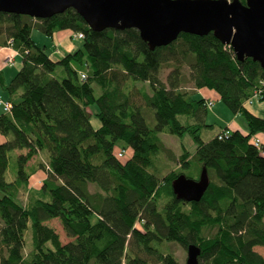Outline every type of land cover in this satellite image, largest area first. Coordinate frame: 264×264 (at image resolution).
I'll return each instance as SVG.
<instances>
[{"label": "trees", "instance_id": "1", "mask_svg": "<svg viewBox=\"0 0 264 264\" xmlns=\"http://www.w3.org/2000/svg\"><path fill=\"white\" fill-rule=\"evenodd\" d=\"M35 28L48 37L82 32L83 46L54 59L34 41ZM0 46L13 47L22 60L13 78L1 82L12 105L0 113V244L6 250L0 264H179L163 251L168 242L198 244L199 264H264L254 250L264 247V144L252 141L264 135V117L246 107L256 93L251 104L264 102L258 62L239 61L212 32L181 33L172 44L151 50L138 30L95 31L74 9L47 19L0 12ZM167 62L173 70L165 82L160 72ZM58 66L66 74L62 79L54 75ZM77 66L88 68L80 70L87 80ZM184 66L193 92L183 90ZM127 80L148 84L150 93L141 96L153 109V126L134 105ZM202 88L216 91L242 115L248 132L227 126V138L219 137L221 130L202 140L211 101L198 96ZM90 104L99 108V128L90 121ZM161 133L189 134L197 146L178 158L181 171L159 177L157 159L167 150ZM192 166L196 178L186 172ZM203 168L210 183L201 200L178 198L173 181L181 174L198 180ZM40 170L46 179L33 185ZM90 184L98 190L92 192ZM52 219L74 240L63 244L46 224ZM205 230L215 231L206 236Z\"/></svg>", "mask_w": 264, "mask_h": 264}, {"label": "water", "instance_id": "2", "mask_svg": "<svg viewBox=\"0 0 264 264\" xmlns=\"http://www.w3.org/2000/svg\"><path fill=\"white\" fill-rule=\"evenodd\" d=\"M74 9L95 31L136 29L151 50L168 46L181 33H214L239 61L251 58L264 70V0H0V12L47 19ZM210 183L203 168L198 180L179 175L178 198L198 202ZM185 264H199L201 247L187 246ZM38 264V263H35ZM246 264V263H235Z\"/></svg>", "mask_w": 264, "mask_h": 264}, {"label": "rangeland", "instance_id": "3", "mask_svg": "<svg viewBox=\"0 0 264 264\" xmlns=\"http://www.w3.org/2000/svg\"><path fill=\"white\" fill-rule=\"evenodd\" d=\"M32 37L34 40L40 44L41 46L46 47V52L48 54H52L53 51H55L56 47L53 48L54 44L58 42L57 38H55V42L53 41L52 37H48L45 34H43L39 29H34L32 32ZM68 46H71V49H73L72 52L78 50L83 46L82 40H73L70 39L65 42L64 46H59L58 49L66 51L68 50ZM69 51V50H68ZM67 54V53H66ZM60 54H55L54 59H60ZM22 61L18 59L17 63L6 69L5 73L7 78H10L9 76H14L16 72L21 68ZM78 70L82 71H88V68L85 66H77ZM173 70V63L167 62L162 65L160 77L163 81H167L169 73ZM183 73L185 75V79L183 82V90L188 92H193L195 90L194 83L191 81L189 73L190 70L188 66H184ZM56 77L59 79H62L66 76L65 71L61 66H58L55 74ZM127 89H130V94L132 96V101L135 106H137L146 116L147 123L150 126L154 125V117H153V109H150L147 107L142 99L141 92L147 91L150 93V88L147 83L143 82H132L131 80H127L126 83ZM214 94L212 96H209V100H211L214 105L207 109L206 113V120L205 122L207 125H210L209 127H204L201 131V137L203 140H210L215 135H217L222 129L230 125V129H240L241 131L247 133L248 132V126L246 123L245 118L237 114L235 115L224 102H222L219 99L218 93L214 90H212ZM96 95L100 94V91L96 89L95 91ZM201 94H198L199 97H202ZM0 96L2 99H7V94L0 88ZM257 101L254 102V104H247V108L250 109L252 112H255L259 114L260 116L264 117V102ZM257 104V105H256ZM262 104V105H261ZM253 105V106H252ZM257 106L259 107L257 109ZM255 107V108H254ZM87 111L90 113V121L92 125L95 128H99L101 126V121L97 118L96 113L99 111V108L96 104H90L87 106ZM3 112L2 107H0V113ZM222 128V129H221ZM216 133V134H215ZM161 140L164 142V145L166 146L167 150L160 154L159 158L157 159V169H158V176L162 177L163 175H166L171 170L181 171V168L179 167L178 158L180 155L186 150L190 153H194L196 150V143L192 139V137L189 134H184L183 136L178 135H171L167 133H161L159 134ZM261 140V143L264 144V135L259 134L255 136ZM253 137V139L255 138ZM13 153H11L12 155ZM131 155V150H128L125 158H129ZM36 160V157H35ZM33 161L29 162L28 164L31 165ZM187 173H189L191 176L196 178V170L194 169V166H192L191 169L186 170ZM43 175L45 174V171L42 170ZM7 179L13 180L12 175L10 172L7 173ZM33 185H39L40 181L36 179L35 177L32 179ZM90 190L92 192H95L98 190V187L95 184H90ZM20 201L21 203L25 204L27 203V194L26 192L22 191L20 194ZM47 225L54 228V230L58 233L60 240L63 244L68 243L74 238L69 237L67 233L65 232L61 222L59 219H52L46 222ZM3 222L0 219V228L2 227ZM29 234L31 233V229L29 228ZM215 230H205L204 235H211ZM28 233L26 234V248L25 252L27 253L31 248V238ZM162 249L164 252H169L175 256V258L179 261V264H185L187 259V248L183 247L181 244L177 242H168L166 244L162 245ZM256 252H258L260 255L264 256V247L262 246H256L254 248ZM6 253L5 248L0 244V261L3 257V255ZM140 255L146 257L149 261H156V259L152 257H148L143 252H139ZM201 264H206V261L201 260Z\"/></svg>", "mask_w": 264, "mask_h": 264}, {"label": "crops", "instance_id": "4", "mask_svg": "<svg viewBox=\"0 0 264 264\" xmlns=\"http://www.w3.org/2000/svg\"><path fill=\"white\" fill-rule=\"evenodd\" d=\"M70 33H71L70 30H63V31H59V32H56V33L53 34V36H52L53 41L55 40V38H57L58 42H56L54 44L53 48L56 47L55 48L56 50L53 51L52 54H50V57L54 58L55 54H60L61 58H62V57H64L66 55V53H72L73 49L70 50L71 46H68V50L69 51L67 50V52L58 49L59 46H64L65 47V42L67 40H69ZM38 45H40V44H38ZM10 57L13 59V64L12 65L7 64V59L10 58ZM18 59L21 60V55L13 47H11V46H0V88L1 89H2L1 82L8 83L13 78V76H9L10 78H7L8 76H6V73H5L6 69L9 68V67L14 66L17 63ZM211 91L212 90H208L206 88H202V89H198L197 90L198 94L201 93L203 98L206 97L205 98L206 100H207V98L209 99V96L211 97L212 94H214ZM229 126L230 125H228V127ZM45 176H46V173L43 175L42 170H40L32 177V179L35 177L36 179H38L40 181L43 178H45Z\"/></svg>", "mask_w": 264, "mask_h": 264}, {"label": "built area", "instance_id": "5", "mask_svg": "<svg viewBox=\"0 0 264 264\" xmlns=\"http://www.w3.org/2000/svg\"><path fill=\"white\" fill-rule=\"evenodd\" d=\"M70 38L81 40V39L84 38V34L82 32L71 31ZM228 46L230 48H232L230 45H228ZM7 64H9V65L13 64V59L11 57L7 59ZM80 76H81L82 79H86L87 78V75L84 72H80ZM262 83L264 84V81ZM258 95H259V93H256L251 98L247 99L246 103L247 104H251L255 98H258ZM213 105H214V103L212 101H208V103H207V107L208 108H211ZM0 106L6 112L10 111V109H11V104L8 101L3 100L1 97H0ZM229 134H230V132L228 130H224L219 137L220 138H222V137H226L227 138L229 136ZM252 141H253V143L256 146H260L261 145V140L259 138H257V137H255ZM120 155H122V154H120Z\"/></svg>", "mask_w": 264, "mask_h": 264}, {"label": "bare ground", "instance_id": "6", "mask_svg": "<svg viewBox=\"0 0 264 264\" xmlns=\"http://www.w3.org/2000/svg\"><path fill=\"white\" fill-rule=\"evenodd\" d=\"M243 2V1H242ZM244 3V2H243ZM58 32V31H57ZM12 43V42H11ZM11 45V44H10ZM233 50V49H232ZM234 53V52H233ZM189 67V66H188ZM80 71V70H79ZM81 72V71H80ZM261 77H259V79H260ZM258 79V78H257ZM87 80V79H86ZM254 82V81H253ZM257 84H258V82H257ZM254 85V84H253ZM260 85H262V84H260ZM257 86V85H256ZM263 86V85H262ZM251 88V87H250ZM258 88V87H257ZM253 89H255V88H253ZM252 89V90H253ZM257 91V90H256ZM249 93V92H248ZM263 93V92H262ZM201 94V93H200ZM249 94H251V93H249ZM252 94H253V91H252ZM201 96V95H200ZM261 97V96H260ZM203 98V97H202ZM206 98V97H205ZM262 98V97H261ZM208 99V98H207ZM210 99V98H209ZM243 99H245V98H243ZM242 99V100H243ZM5 100V99H4ZM8 100V99H7ZM9 101V100H8ZM214 102V101H213ZM256 102V101H255ZM208 103V102H207ZM242 103V102H241ZM257 103H258V101H257ZM260 103V102H259ZM245 104V103H244ZM12 105V104H11ZM257 105V104H256ZM262 105V104H261ZM246 106V105H245ZM253 106V105H252ZM255 108V107H254ZM259 107L257 106V109H258ZM264 108V107H263ZM3 112H6V111H3ZM7 113V112H6ZM206 120V119H205ZM247 121V120H246ZM222 129V128H221ZM223 130V129H222ZM227 130V129H226ZM224 131V130H223ZM231 132V131H230ZM232 133V132H231ZM216 134V133H215ZM220 135V134H219ZM232 135V134H231ZM203 140V139H202ZM206 141V140H205ZM255 146V145H254ZM256 147V146H255ZM258 149V148H257ZM259 150V149H258ZM186 176V175H185ZM190 178V177H189ZM46 179V178H45ZM194 179V178H193Z\"/></svg>", "mask_w": 264, "mask_h": 264}]
</instances>
